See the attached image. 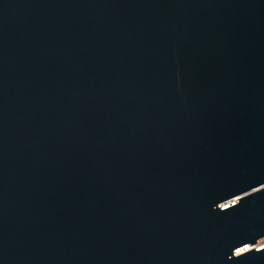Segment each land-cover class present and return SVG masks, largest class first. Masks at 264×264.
<instances>
[{"label":"water","instance_id":"1","mask_svg":"<svg viewBox=\"0 0 264 264\" xmlns=\"http://www.w3.org/2000/svg\"><path fill=\"white\" fill-rule=\"evenodd\" d=\"M0 264H264V0H0Z\"/></svg>","mask_w":264,"mask_h":264}]
</instances>
